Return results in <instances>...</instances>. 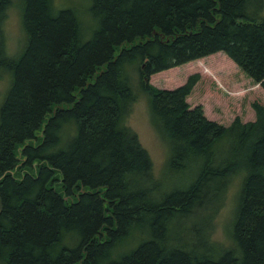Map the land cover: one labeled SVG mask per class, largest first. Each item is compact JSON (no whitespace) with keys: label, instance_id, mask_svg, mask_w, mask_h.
<instances>
[{"label":"trees","instance_id":"16d2710c","mask_svg":"<svg viewBox=\"0 0 264 264\" xmlns=\"http://www.w3.org/2000/svg\"><path fill=\"white\" fill-rule=\"evenodd\" d=\"M8 3L0 0V13ZM13 56L0 31V264H264V103L226 125L156 71L223 51L264 90L263 0H19ZM139 93L166 142L162 175L125 120ZM240 172L230 242L213 219Z\"/></svg>","mask_w":264,"mask_h":264},{"label":"rangeland","instance_id":"374dc122","mask_svg":"<svg viewBox=\"0 0 264 264\" xmlns=\"http://www.w3.org/2000/svg\"><path fill=\"white\" fill-rule=\"evenodd\" d=\"M7 1L0 13V31L6 54L13 56L21 49L24 33L20 24L19 0ZM52 5L56 9L73 7L80 24L87 27L83 36L88 35L90 26L95 21L89 12L90 0H52ZM262 12L264 14V5ZM192 72H196L198 77L187 94L186 101L190 106L200 104L203 114L218 123L226 125L234 116H238L242 121L252 120L254 112L251 102L256 100L264 103V90L261 86L245 75L223 51L153 72L148 76V82L157 87L172 88L184 82ZM7 80L6 75L0 78V102L5 94ZM125 122L146 149L154 176L161 180L162 186L170 187L175 177L172 174L162 175L167 154L166 142L149 120L144 93L137 95ZM239 179L240 172H237L231 178L222 204L213 219L211 238L223 245L230 242V223L236 204Z\"/></svg>","mask_w":264,"mask_h":264},{"label":"crops","instance_id":"0c3cea01","mask_svg":"<svg viewBox=\"0 0 264 264\" xmlns=\"http://www.w3.org/2000/svg\"><path fill=\"white\" fill-rule=\"evenodd\" d=\"M258 84V83H257ZM259 85V84H258Z\"/></svg>","mask_w":264,"mask_h":264}]
</instances>
